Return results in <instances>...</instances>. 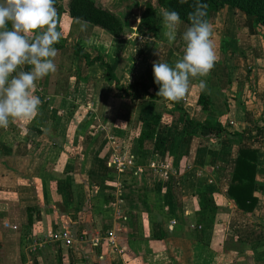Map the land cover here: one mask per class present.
Returning <instances> with one entry per match:
<instances>
[{
  "label": "crops",
  "instance_id": "1",
  "mask_svg": "<svg viewBox=\"0 0 264 264\" xmlns=\"http://www.w3.org/2000/svg\"><path fill=\"white\" fill-rule=\"evenodd\" d=\"M135 1L101 0L122 20L115 36L74 21L70 0H58L56 71L35 82L37 112L0 128V264H264V176L257 174L254 211L241 210L227 193L235 168L229 134L205 132V145L195 135L176 141L180 113L167 102L168 140L157 153L148 142L146 161L139 162L138 139L156 102L116 86L129 80L140 49L152 40L135 6L120 13ZM214 15L216 60L205 76L189 77L179 100L194 119L245 131L241 145L259 149L264 163V132L252 123L255 111L264 110V39L253 16L228 7ZM187 26H177L171 44L162 30L151 72L154 62L171 65L182 56ZM226 37L233 58L221 51ZM79 43L90 65L75 52ZM201 79L216 111L198 106ZM255 81V91L243 94L244 83ZM116 154L126 158L122 169L114 167ZM28 207L37 208L31 224Z\"/></svg>",
  "mask_w": 264,
  "mask_h": 264
},
{
  "label": "clouds",
  "instance_id": "2",
  "mask_svg": "<svg viewBox=\"0 0 264 264\" xmlns=\"http://www.w3.org/2000/svg\"><path fill=\"white\" fill-rule=\"evenodd\" d=\"M54 3L55 0H0V128H6L10 118H28L37 112L41 100L33 92L35 82L56 71L54 44L62 33L57 28ZM206 7L201 0H195L193 10L187 14L190 23L181 34L182 56L171 65L157 61L152 64L153 83L158 85L155 95L165 101L182 98L189 87V77L205 76L213 67L216 54ZM158 15L163 35L171 44L181 23L180 15L168 9H161ZM21 65L31 66L30 70L17 71ZM198 86L204 90L205 81L201 79Z\"/></svg>",
  "mask_w": 264,
  "mask_h": 264
},
{
  "label": "trees",
  "instance_id": "3",
  "mask_svg": "<svg viewBox=\"0 0 264 264\" xmlns=\"http://www.w3.org/2000/svg\"><path fill=\"white\" fill-rule=\"evenodd\" d=\"M206 4V19L210 23L212 16L222 9L228 7L236 10L238 16H253L254 25L258 28L260 35L264 39V0H201ZM195 0H185L180 3L179 0H144L143 7L140 12L141 22L148 28L152 35L151 41H148L139 51V57L133 62L129 80L120 85L116 82L118 89L128 91L131 97L136 98L139 90L141 94L148 95L156 104L154 110L147 122L146 127L141 131L139 136V162L144 163L148 156L146 144L150 142L153 146V153L163 150L164 144L168 140L167 128L172 122L170 115L166 113V103L170 102L174 105L173 111L180 113L181 129L177 130L175 140L186 136H198L201 139L205 138V132L221 136L229 134L231 144L233 145L232 157L235 160V168L232 176V184L228 188V196L233 199L237 206L246 212L254 211L258 198L255 196L257 174L262 172L264 176V163L261 162V152L259 149L247 148L241 145V138L245 131L229 132L223 125H215L210 120L199 121L192 118L188 111L184 108L181 100L165 101L155 94L158 91V86L153 83V76L150 70L148 61L152 51L157 46V41L161 38L163 25L158 16V7H163L168 10H175L179 13L181 22L189 25L187 14L193 10ZM54 7L60 13V5L58 0H55ZM69 14L74 21H85L95 26L107 30L109 33L119 36L123 30V24L120 17L109 10L106 6L97 2V0H70ZM10 27V25H7ZM229 44V43H228ZM79 43L74 49L79 55L85 57L89 65L91 64L90 57L82 51ZM56 47V45H55ZM229 45L223 40L221 51L225 54L228 52ZM144 66V69L139 75L138 68ZM144 76V77H143ZM163 103L164 105H161ZM198 106L206 112L216 111V106L212 102L210 95L202 90L198 98ZM261 132L264 127H257ZM203 142V141H202ZM205 145L204 143H201ZM263 168V169H262ZM37 210L36 207H28L29 224L32 223L33 213Z\"/></svg>",
  "mask_w": 264,
  "mask_h": 264
},
{
  "label": "rangeland",
  "instance_id": "4",
  "mask_svg": "<svg viewBox=\"0 0 264 264\" xmlns=\"http://www.w3.org/2000/svg\"><path fill=\"white\" fill-rule=\"evenodd\" d=\"M135 1V0H134ZM136 1H137V6L135 5V3H136ZM135 2H134V4L132 5V4H129V5H126V6H124V7H121L120 8V13H125L126 11H128V10H130L131 8H134V6H135V8L134 9H136L137 11H136V13L137 14H139L138 16L140 17V12H141V10H142V7H143V1L144 0H136ZM97 2H99L100 4H102V5H104V6H106L105 4H103V2H101V0H97ZM107 7V6H106ZM68 8V7H67ZM108 8V7H107ZM159 8V7H158ZM60 9V8H59ZM57 10V9H56ZM57 12H58V10H57ZM159 16V15H158ZM213 17H215V15H213L212 16V18ZM211 18V19H212ZM159 19H160V16H159ZM216 19H218V17H215L213 20H212V24H216ZM215 27H212V29H214ZM213 32H216L215 33V35H217L218 33H217V31H214V30H212ZM218 37H219V34H218ZM154 39V38H153ZM152 39V40H153ZM225 39V40H224ZM223 40L226 42V46H228L229 44V38L228 37H226V38H224ZM216 40H218L217 38H216ZM151 41V40H150ZM148 42V41H147ZM157 43V46H156V48L152 51V54L149 56V58H148V61L151 59V57L153 56V54L155 53V51L158 49V47H159V41H157L156 42ZM141 50V49H140ZM177 50H179L178 48L176 49V51H175V53H178V51ZM180 53V52H179ZM230 53H231V51H229L227 54H225V53H223L224 54V57L225 58H228V57H230V58H233V55L231 56L230 55ZM228 55V56H227ZM175 57H176V55H175ZM230 60L231 59H229V63H230ZM149 64H150V61H149ZM230 65H234V62H232L231 61V63H230ZM142 68H144V66H140L139 68H138V71L139 70H141ZM244 81V80H243ZM251 84H253V85H250V83L248 84V83H244V85H243V94H244V92H247L246 91V89H249V87H251V88H253V91H255V87H258L259 86V84H257L256 85V81H255V83L253 82V83H251ZM264 91V84L262 83L261 84V88H260V93L261 92H263ZM229 98H232L231 96H229ZM220 100V99H219ZM161 105H164L163 103H161ZM262 108H263V106H261ZM262 108H259L260 110H258L259 112H257V111H255V115L253 116L255 119H258V121L257 122H254V121H252V123H253V125L255 126V124L257 125L256 127H259V125H264V110H261ZM261 113V114H260ZM233 116H235V114H233ZM237 121V120H236ZM239 125V124H238ZM245 125V124H244ZM238 128H241V126L239 125V126H237ZM251 127V126H250ZM237 128V129H238ZM234 129H235V127H234ZM262 133L264 132V131H261ZM202 143H206L207 144V142H208V139L207 140H203L202 139ZM54 155V154H53ZM52 155V156H53ZM44 157H47L48 155L46 154H44L43 155ZM83 172V171H82ZM86 172V171H85ZM78 176L80 177V175L78 174ZM77 176V177H78ZM78 177V178H79ZM90 192L88 191L87 192V194H89ZM91 194V193H90ZM85 227H90V225H92V224H90V221H86L85 220Z\"/></svg>",
  "mask_w": 264,
  "mask_h": 264
},
{
  "label": "built area",
  "instance_id": "5",
  "mask_svg": "<svg viewBox=\"0 0 264 264\" xmlns=\"http://www.w3.org/2000/svg\"><path fill=\"white\" fill-rule=\"evenodd\" d=\"M125 162H126V158L125 156L122 155H114L113 157V163H114V167H116L117 169H122L123 167H125ZM159 167H161L160 171L164 172V174H167L166 170H165V166L163 164H159ZM175 221H172V224H174ZM110 236H111V240L113 238V232H110Z\"/></svg>",
  "mask_w": 264,
  "mask_h": 264
}]
</instances>
